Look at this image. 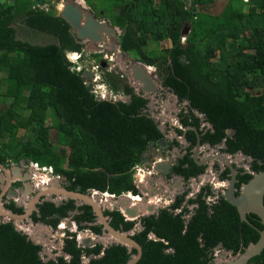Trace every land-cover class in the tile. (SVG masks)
<instances>
[{
  "label": "trees",
  "instance_id": "trees-1",
  "mask_svg": "<svg viewBox=\"0 0 264 264\" xmlns=\"http://www.w3.org/2000/svg\"><path fill=\"white\" fill-rule=\"evenodd\" d=\"M83 1L121 31L122 53L155 67L162 87L173 90L179 103L187 102V110L179 113L182 125L198 129L201 118L208 122V130L200 131L201 143L212 147L224 143L223 152H241L252 158L253 172L264 171V0H227L216 15L203 11L215 0H195L194 6H186L184 0ZM35 4L33 0H0V98L5 105L0 110V163L18 165L29 160L51 167L53 174L70 182L71 191L79 187L82 193L93 189L115 196L137 194L133 168L145 159L151 141L163 139L157 123L145 112L148 100L123 78L110 74L103 76L109 89L129 100H97L82 74L101 64L100 56H93L98 63L76 71L66 54L82 51V42L54 7L45 11L35 9ZM18 18L26 28L55 41L18 40L12 26ZM185 24L190 30L182 42ZM167 40L170 47L145 49ZM228 129L234 130L231 136ZM19 130L25 131L20 138ZM51 130L56 132L55 144ZM187 136L194 145V133ZM193 165L187 155L173 171L187 180L202 171ZM229 176L226 170L221 182ZM251 177L239 169L236 188ZM201 196L189 201L192 210L182 209L180 197L157 215L140 220H126L116 210H106L104 216L116 230L142 227L132 236L142 248L136 264H211L218 247L235 255L258 240L255 228L262 226L255 216L247 215L249 225L240 221L236 209L221 195L210 204ZM6 209L23 212L13 203ZM178 209L179 214L171 212ZM64 219L75 222L78 231L102 234L91 208L73 200L58 205L42 201L31 216L34 223L52 228ZM150 234L158 240L150 239ZM67 236L63 251L70 259L44 263L39 246L12 223H0V264H83L90 256L94 258L87 264H125L133 254L121 245L104 250L100 244L80 247L75 234ZM248 264H264V249Z\"/></svg>",
  "mask_w": 264,
  "mask_h": 264
},
{
  "label": "water",
  "instance_id": "water-1",
  "mask_svg": "<svg viewBox=\"0 0 264 264\" xmlns=\"http://www.w3.org/2000/svg\"><path fill=\"white\" fill-rule=\"evenodd\" d=\"M39 6L43 5L44 0H33ZM84 3L83 0H79ZM185 5L194 6L195 0H184ZM195 10V9H194ZM59 17L68 24L70 29L74 32L77 39L81 42L92 43L93 46L86 47L85 51L91 52L97 50H112L115 55V64L118 70L122 73L124 77H127L130 85H137L138 92L142 95L143 98L148 101L154 97L163 98V96H171L173 98V104L168 108L163 107L161 114H149L148 117L154 120H161V124L158 125V130L162 133L164 139L159 143V147L163 148L167 146V136L165 135V125L170 131V135L176 137V133L172 126L176 124L177 118L175 116L177 109L175 107L178 102L177 95L173 90L164 88L161 85V82L152 74L147 72L146 66L138 62H131L130 65L125 64L124 62H129V57L127 53L117 52L115 47L110 44V38L115 35L116 28L105 22H99L93 14L86 10L77 0H67L61 5L59 11ZM189 26L184 25L180 35L181 37H186L189 33ZM96 45V48H95ZM99 46V48H97ZM182 62H185V59H181ZM101 67L105 68L106 64L101 63ZM83 78L86 80V86L91 89V81L94 79V74L90 72H84L82 74ZM100 82H98L99 84ZM100 93V90L97 91ZM164 93V94H163ZM97 100H102L100 96H96ZM126 100H129V97H126ZM188 106L187 102H184ZM197 116H202L196 112ZM176 121V122H173ZM197 136V146L195 149V159L199 158V135L195 128H191ZM234 133L233 129H228L227 134L231 136ZM182 139V138H181ZM150 145H154V142H151ZM223 147L225 145L223 144ZM153 150V149H152ZM216 150V149H215ZM240 153L241 159L251 162L252 158ZM177 157V156H176ZM29 160H21L18 165L7 167V162L4 161L0 163V223H12L14 229L17 232H20L26 235L27 239L31 241L34 245L41 248L39 256L44 263L49 261H55L57 258L61 257L64 260L68 261L70 256H68L63 251L64 242L60 234L63 233V230L56 229L57 234L54 233V228L51 226L45 225L41 222L34 223L31 220V214L33 211L37 210V205L43 201V198H48V201L54 202L56 205L60 204L62 200H74L77 202V205H87L91 208V211L94 214L95 222L94 224L99 225L102 229L101 235L94 234V240L84 238L81 240V245L83 247L94 246L95 244H100L103 247V250L112 246V245H121L129 250L131 254L130 259L125 264H136L142 256L141 246L132 238V236L142 230V227L139 225L138 230H131L129 232H124L121 230H116L109 224V218L104 216L105 209L107 210H122L123 214L127 218H140L148 215H152L156 212L155 205H152L148 202L146 195L151 196L152 194L143 188L142 184H137L138 193L136 195H141L140 201H134L132 208H128L130 203L129 197L120 196L117 198H112L101 193H94L93 190H88L85 193L80 192V188L71 191L68 190L70 187V182H62L63 180L55 179L52 182H49L48 186H40L34 195L32 194V186L29 183L31 181L30 175L24 171L22 167ZM218 162L221 166L226 167L229 170L230 176L227 181L224 182L222 186L219 187L220 193L228 204L233 206L239 216L241 222L251 225L247 219V215L255 216L257 221L262 226V229H256L258 232V240L255 243H251L248 246L244 247L241 253L232 255V252L225 250H220L218 255L215 256L211 264H248L249 261L261 254L264 249V171L260 172H251L252 177L244 184L240 185L239 189L236 188L238 183L236 179L237 171L235 167L237 164H234L230 156L224 152L211 151L208 156L205 157L204 161L198 162V159L195 164L197 165H207L208 163ZM237 162V161H236ZM259 164H262L261 161H258ZM211 166V165H210ZM235 166V167H234ZM250 166V165H249ZM169 164L167 163H156L155 171L163 175L168 173ZM149 178L145 179V182H148ZM179 181V180H178ZM144 182V183H145ZM220 182V181H219ZM218 180L214 182L217 186L219 183ZM183 184L182 182H180ZM196 183V180L193 182ZM20 185L17 191L11 189V185ZM147 188L153 187L149 183H146ZM10 187L8 191L7 198L15 196L17 193L21 194V197L25 203L16 205L21 207L23 212L22 214H15L10 210H7L1 204V199L7 188ZM179 188L180 186H176ZM154 194L156 197L159 195V191L156 190ZM236 191L238 194L236 195ZM54 197V198H52ZM143 211L147 215L143 214ZM65 222L66 227L71 228L72 223L68 220H62ZM150 239L158 240L153 234L149 235ZM105 238L106 241L103 240ZM102 254H100L101 256ZM93 256L83 259V264H87Z\"/></svg>",
  "mask_w": 264,
  "mask_h": 264
},
{
  "label": "flooded vegetation",
  "instance_id": "flooded-vegetation-1",
  "mask_svg": "<svg viewBox=\"0 0 264 264\" xmlns=\"http://www.w3.org/2000/svg\"><path fill=\"white\" fill-rule=\"evenodd\" d=\"M49 0L45 1V4L43 6H47V8H53L54 5L49 3ZM67 2V1H66ZM36 9H39L42 6H38V4L36 3ZM190 6V5H188ZM56 11V9H55ZM90 11V10H89ZM92 11V10H91ZM90 11V12H91ZM93 14V16L97 19V15L92 11L91 12ZM86 47L88 46V44H90V46H93L92 43H85ZM84 44V47H85ZM96 48V45H95ZM99 48V46L97 47ZM97 52L94 54H90L89 56H96L99 55L100 56V60H102L103 62H105L106 67L103 68L104 70H108L109 67L108 64L109 63H114L115 64V58H112V61H108V59L111 58L112 56V50H104L102 47V51L101 50H96ZM91 62L93 63H98L99 61L95 60L94 58L91 59ZM128 64V62H127ZM102 69V70H103ZM110 70H108L109 72ZM88 72L93 73L92 69L90 68L88 70ZM118 70V74H122L121 72ZM99 76L102 75V72L100 71L98 73ZM127 80V78H126ZM125 80V81H126ZM130 82L128 81V85L131 86L129 84ZM94 84L91 83V91H95L96 89L93 87ZM100 90V88L98 89ZM96 94V93H95ZM101 94V92L99 93ZM97 93V96H100ZM164 94V93H163ZM167 96H163V98H158V97H152L147 104V109L145 112H147V116L149 114H157L160 115L162 112L163 107H161V104L166 100ZM184 103V102H182ZM182 103H179V101L176 103L175 107L177 109L176 112V116L179 120V113H181L182 110L186 111L187 110V105L184 107H181L183 109L178 108L179 105H181ZM156 107L157 109H154L152 107ZM173 104V98H171V105ZM152 107V108H151ZM163 115V114H161ZM200 126L198 129H196L194 126H185L182 125L179 121V124H174L172 126V128L174 129L175 133H176V137H173L172 135H170V131L168 129V127L165 125L166 129H165V135L167 136V146L161 148L159 147V143L164 139L155 143L154 145H150L151 141L148 146H147V153L145 155V159L141 161L140 167L143 166H147L148 163L150 162H154L157 159H160L161 161H159L158 163H167L169 164V168H168V173L166 175H163L159 172H155V173H146V178H149L148 182H145L143 185V188L147 189V191L149 193H151V196L146 195L147 199H151V197L155 196L154 194L156 193L155 189L158 190L160 193L159 195H157V199H161L158 200L157 203L159 204H154L155 205V210L156 212L153 215H157L161 210L163 209H167L169 208V206L171 204H173L175 202V200L177 198H182L183 197V202H182V209L185 207L188 210H192V208L194 207V205H189V201L190 200H194L195 198H197L199 195H202L201 198L205 199V201L210 204V203H214L219 196L221 195L220 193V189L219 186L216 187L214 182L216 180H218V182L220 181H224L222 179L224 173L226 172V170L229 172V170L224 167L221 166V164H219L218 162H209L207 165H197L195 164L197 159L198 162L200 161H204L205 157L208 156V154H210L211 151H217V152H223L222 149H224L225 147H223L222 143L219 146H210L207 143H201V136H200V131H207L209 128V124L207 121L204 120V118L200 119ZM157 123V127L158 125L161 124V120L156 121ZM191 128H195L197 131V134L199 135V158L195 159V149L197 146V136L195 134V132L191 129ZM188 132H193L195 135V139L196 142L194 145H192V141H190L188 139ZM202 135V134H201ZM182 138V139H181ZM153 149V150H152ZM216 149V150H215ZM225 153V152H224ZM227 154V153H226ZM187 155L189 156V158L191 159V161L193 162V167H200L202 168V171L199 175L197 176H191L189 179L185 180L182 176L175 174V172L173 171L174 167L183 159H185L187 157ZM230 156L231 161L234 164H237V166L235 167L238 171L239 174V169H244V171L246 173H251L253 172L251 170V166H252V161H246L244 159H241V155L240 153H235V154H228ZM177 156V157H176ZM237 161V162H236ZM4 162V161H3ZM7 162V161H6ZM8 165V164H7ZM191 164L187 163V166L190 167ZM211 165V166H210ZM250 165V166H249ZM230 174V173H229ZM179 180V181H178ZM194 180H196V183L194 184ZM180 182H182L183 184H181ZM29 183L31 184V181H29ZM146 183H149L151 186L153 187H149L147 188ZM21 184L19 185H11V189L14 191H17V189L20 187ZM180 186L179 188H177L176 186ZM32 186V185H31ZM10 190V188H8L4 195L3 198L1 199L2 203H3V207L6 208L7 205L13 203L14 205L17 204V202L15 200H18V196L16 195V197L13 198H7V194L8 191ZM238 193V191L236 192ZM20 194V193H19ZM163 196H165L166 198L162 199ZM222 196V195H221ZM12 197V196H11ZM54 198V197H52ZM43 201H48V198H43ZM65 201V200H62ZM67 201V200H66ZM74 201V200H73ZM168 202V204H164L163 202ZM42 202V201H41ZM40 202V203H41ZM76 202V201H75ZM39 203V204H40ZM77 204V202H76ZM119 211V210H118ZM35 211H33L34 213ZM171 212L176 215L177 213L174 212V210H171ZM181 212V211H180ZM32 213V214H33ZM31 214V216H32ZM179 214V213H178ZM190 217V214L184 215V219H188ZM135 230H138L136 227H134ZM216 250L220 251L222 249H220V247H218ZM215 250V251H216ZM168 253H172V250H167ZM214 258H215V254H214Z\"/></svg>",
  "mask_w": 264,
  "mask_h": 264
},
{
  "label": "rangeland",
  "instance_id": "rangeland-1",
  "mask_svg": "<svg viewBox=\"0 0 264 264\" xmlns=\"http://www.w3.org/2000/svg\"><path fill=\"white\" fill-rule=\"evenodd\" d=\"M5 1H8V0H4V2ZM50 2V4H53L54 5V8H55V6L56 7H58V5H61V4H63L64 2H66L67 0H49ZM70 1H73V0H70ZM190 1V0H189ZM227 0H215V3L213 4V5H211V6H206L204 9H203V11L204 12H206V13H210V14H213V15H216V14H219L220 12H221V9L223 8V6H224V4H225V2H226ZM77 2H79V3H81V5L83 6V7H85V9L86 10H90L91 11V8L90 7H88L87 5H86V3L84 4L82 1H78L77 0ZM101 2V1H100ZM190 5V4H189ZM58 9L60 10L61 9V6H59L58 7ZM58 12L59 11H56L55 12V14L57 15L58 14ZM92 12V11H91ZM97 20L99 21V22H105V23H107V24H109L110 25V23H109V21L107 20V18H104V17H102L101 16V14L100 15H97ZM13 26V28L15 29V31H16V38L18 39V40H21V41H28V42H30V43H34V44H47V43H51V42H54L55 41V39L54 38H52V37H50V36H47V35H45V34H43V33H39V32H36V31H33V30H30V29H28V28H26V26L24 25V23H23V21H22V19H17L16 21H15V23L12 25ZM71 33H72V35L74 36L75 34H74V32L71 30ZM121 35V31L119 30V29H116V32H115V35H113V37L112 38H110V44L111 45H115V47H119V45H118V43H119V36ZM83 44H85V42H83ZM162 47H170V42L167 40V41H165V42H161V43H157V44H150L149 46H147L145 49L146 50H151V49H158V50H160ZM109 51V50H108ZM97 51H96V49H95V51H91V52H86L85 54H84V57L85 58H87L86 60H85V63L86 64H90L91 63V59H93L94 57V55H92V56H89L90 54H94V53H96ZM128 57L131 59V61L133 62L134 60H133V57L132 56H129L128 55ZM125 64H127V62H124ZM88 67V66H87ZM101 67V66H100ZM107 67H109V69L108 70H110L109 72H107L106 70H101V72H102V75H101V78L103 79V76L104 75H107V74H110V75H112V76H119L120 78H121V76H120V74H118V68L116 67V64H112V63H109L108 64V66ZM153 69V71L152 72H154V74H155V77L157 78V80H159L158 79V77H157V74H156V69H155V67H152ZM120 73V72H119ZM123 80L125 81L126 80V77L125 78H123ZM125 82H128V79L125 81ZM131 88H133V90H134V92H138V88H137V85L136 84H132L131 85ZM171 96H167V100H168V102L169 103H171ZM121 100H124V98L123 97H121ZM3 101H4V99H2V98H0V110H3L4 109V107H5V105L4 104H2L3 103ZM6 101V100H5ZM8 102V101H7ZM184 107V106H186L185 105V103H182L181 105H179L178 106V108H180V109H183V108H181V107ZM48 124H49V122H48ZM24 133H25V131L24 130H19L18 131V137L20 138L21 136H23L24 135ZM50 140H51V142L53 143V144H55V141H56V132L54 131V130H51L50 131ZM149 164V163H148ZM147 164V165H148ZM12 165H15V164H12V163H8V167H11ZM144 182H145V180H143V182H142V184H144ZM35 193V191H32V194L31 195H33ZM164 198H166L165 196H163V198L162 199H164ZM151 200H152V204H159V203H157V201L158 200H161V199H157V197L156 196H153V197H151ZM163 202V201H162ZM165 205L166 204H168V202H163ZM143 214H145V215H147V213L145 212V211H143ZM54 233L55 234H57V231L54 229ZM104 241H106L105 239H103ZM218 253H219V251L218 250H216L215 251V256L216 255H218Z\"/></svg>",
  "mask_w": 264,
  "mask_h": 264
},
{
  "label": "built area",
  "instance_id": "built-area-1",
  "mask_svg": "<svg viewBox=\"0 0 264 264\" xmlns=\"http://www.w3.org/2000/svg\"><path fill=\"white\" fill-rule=\"evenodd\" d=\"M244 1L246 2L247 0H244ZM40 8H43L45 11L47 10V6L46 5L43 6V7H40ZM184 39L185 38L182 37V42H184ZM81 55H82L81 52L68 53L67 54V59L70 62H72V63H77L79 61V59L81 58ZM81 69H82V67L79 66V65H77L75 67V70L76 71H80ZM91 69H92L93 74H94V79L92 80V83L94 84L93 87L96 89L93 92L96 93V95H97V91L100 88V86L98 84L99 66L94 65ZM99 95H100L101 98H103L102 94H99ZM159 161H161V160L160 159H157L156 161L153 162V165H155ZM25 168L31 173V176H32V179H33V185H34L35 189H37L39 187V182L40 183H43L44 182L43 177H41L42 175H40V174L39 175H36V173H40L41 171L45 172L44 174H47L49 172V174L52 176V178L60 180V176H55L53 174L52 168H50V167L44 168V167H39L36 163H29V165L28 166H25ZM145 174L146 173L140 172V170H138V169H136L134 171V173H133L132 176H133L134 184H135L136 187H137L138 181H140V180H137V176L143 177ZM47 180L48 179H46L45 181H47ZM137 199L140 200V198L138 196H137ZM180 211H181L180 209L174 210V212L177 213V214L180 213ZM64 220L70 221L69 219H64ZM71 223H72L71 228H68V227H66L65 222L64 221H61L59 223V225L55 228V230L56 229L63 230V233L60 234V236L62 238V241H65L67 239V237H69V236H67V233H71L72 234V233L75 232V230H76L77 227L75 226V223L74 222H71ZM84 238L94 240L93 239L94 238V234L90 230H88V229L81 231L79 234L77 233L76 234V237H75V241L77 242L78 246L83 247L81 245V240L84 239ZM90 247H92V246H90Z\"/></svg>",
  "mask_w": 264,
  "mask_h": 264
},
{
  "label": "bare ground",
  "instance_id": "bare-ground-1",
  "mask_svg": "<svg viewBox=\"0 0 264 264\" xmlns=\"http://www.w3.org/2000/svg\"><path fill=\"white\" fill-rule=\"evenodd\" d=\"M79 1V0H78ZM79 3V2H78ZM79 4H81V3H79ZM115 50L119 53V52H121V50L119 49V47H115ZM112 52V51H111ZM124 54V53H123ZM128 56V55H127ZM112 58H115V55L113 54V52H112V56H111V58L110 59H108V61L110 62V61H112ZM130 59V58H129ZM131 59L129 60V62H128V64L127 65H130L131 64ZM105 63V62H104ZM138 63H140V62H138ZM142 65H144V66H146V69H147V72H149V73H152L154 76H155V74H154V72H152L153 70V68L151 67V66H147V65H145V64H143V63H141ZM107 72H108V70H107ZM120 76H121V78H125L122 74H120ZM98 82H100L99 83V86H100V92H101V94H102V96H103V98H102V100H112V101H117V100H121V97H123L124 98V100H126V97H124V96H121V95H118V94H113V92L109 89V87H108V85L107 84H105L104 83V79H102L101 78V76H99L98 75ZM127 78V77H126ZM128 79V78H127ZM129 81V80H128ZM160 81V80H159ZM128 83V82H127ZM130 84V83H129ZM131 87V86H130ZM153 97V96H152ZM123 100V101H124ZM165 115V114H164ZM164 115H162V116H164ZM175 116H176V114H175ZM176 118H177V116H176ZM159 120V119H158ZM158 120H155V122L156 121H158ZM173 122H176V121H174L173 120ZM176 124H179V120H178V118H177V122H176ZM209 127H210V125H209ZM158 128V127H157ZM134 171L136 170V169H138V170H140V172H143V173H155L156 171H155V165H153V162H150L147 166H143V167H140V164L139 165H137V166H135L134 168ZM235 170L237 171V169L235 168ZM237 174H238V171H237ZM43 178H45V177H43ZM236 179H237V175H236ZM224 184V182H219V183H217V186L216 187H220V186H222ZM10 188V187H9ZM8 189V188H7ZM239 189V188H238ZM237 192V191H236ZM17 196H18V194H16ZM16 195L15 196H12V197H10V198H13V197H16ZM9 198V199H10ZM129 200H130V203H129V205H128V208H132V206L134 205V201L135 200H138L136 197H134L133 199L132 198H128ZM16 202H18V200H15ZM1 204H2V206H3V203H2V201H1ZM118 211V210H117ZM119 212H121L122 214H123V211L122 210H119ZM124 215V214H123ZM124 217H125V219L126 220H129V221H133V220H137L138 218H127L125 215H124ZM103 239H105V238H103Z\"/></svg>",
  "mask_w": 264,
  "mask_h": 264
},
{
  "label": "clouds",
  "instance_id": "clouds-1",
  "mask_svg": "<svg viewBox=\"0 0 264 264\" xmlns=\"http://www.w3.org/2000/svg\"><path fill=\"white\" fill-rule=\"evenodd\" d=\"M45 1L46 0H44V3H43V5L45 4ZM84 4H85V2H84ZM43 5H41L42 7H43ZM62 5V4H61ZM61 5H58V7L59 6H61ZM39 6V5H38ZM58 7H56L55 6V8L54 9H56V11H60L59 9H58ZM35 9H36V4H35V7H34ZM85 8V7H84ZM39 9H42V10H44L43 8H39ZM47 10H48V8H47ZM55 11V12H56ZM58 16H59V12H58V14H57ZM117 29V28H116ZM82 44H83V42H82ZM83 46H84V44H83ZM85 48V47H84ZM81 53H82V55H81V58L79 59V61L77 62V63H72V62H70L68 59V61L70 62V63H72V64H74V68L77 66V65H79V66H81V67H85V65H86V63H85V59H84V54L86 53V51H85V49H83L82 51H80ZM68 53H72V52H68ZM67 53V54H68ZM67 54H66V58H67ZM102 61V60H101ZM93 62H91V64H92ZM102 63H104L103 61H102ZM97 66H99V68H101V69H103L102 67H100L101 66V64H97ZM85 72H88V70H85ZM92 82V81H91ZM136 93V92H135ZM136 94H138V93H136ZM29 163H32V162H27L25 165H23L22 167L24 168V171L25 172H27L29 175H30V177H31V185H32V191H35V193H36V191L40 188V186L42 187V186H48V184H49V182H52L53 180H55L54 178H52V176L49 174V172L47 173V174H44L45 172H43V171H41L40 173H36V175H42L41 177H45V178H43V180H44V182L43 183H40L39 182V187L37 188V189H35V187H34V185H33V179H32V176H31V173L25 168V166H28L29 165ZM7 164H8V161H7ZM16 165V164H15ZM12 166H14V165H12ZM7 167H8V165H7ZM9 168V167H8ZM44 168H48V167H44ZM51 168V167H50ZM53 171V170H52ZM133 173H134V171H133ZM55 175V174H54ZM55 176H58V175H55ZM137 176V175H136ZM133 177V176H132ZM46 179H48L47 181H45ZM63 178H61L60 177V181L62 180ZM146 179V175H144L143 177H139V176H137V180H140V181H138V183L137 184H142V182H143V180H145ZM134 181V180H133ZM63 182V180L61 181V183ZM143 185V184H142ZM137 189H138V187H136ZM7 190V189H6ZM90 190V189H89ZM91 190H93V189H91ZM139 190V189H138ZM88 191V190H87ZM86 191V192H87ZM93 192H95V193H98L99 191H95V190H93ZM34 193V194H35ZM99 193H101V192H99ZM18 194V202H17V204L16 205H18L20 202H19V198H20V194L19 193H17ZM33 194V195H34ZM102 195H106V196H109V197H112V198H117V197H120V196H127V197H129V198H134V197H136L137 198V196L140 198V200H141V195H134V194H132V193H125V194H121V195H119V196H115V195H111V194H108V193H101ZM3 198V197H2ZM21 199V198H20ZM140 200H135V201H140ZM148 202L150 203V204H152V200L151 199H148ZM152 205H154V204H152ZM8 210V209H7ZM107 209H105V211H106ZM113 210V209H112ZM117 211V210H116ZM121 213V212H120ZM121 215L123 216V214L121 213ZM153 215V214H152ZM124 217V216H123ZM71 221V220H70ZM72 222V221H71ZM75 223V222H74ZM59 225V224H58ZM57 225V226H58ZM75 226H76V224H75ZM77 227V226H76ZM55 229V228H54ZM83 231V230H82ZM81 231H78V229L76 228V230H75V232L73 233V234H75V237H76V234L78 233H80ZM217 256V255H216Z\"/></svg>",
  "mask_w": 264,
  "mask_h": 264
},
{
  "label": "crops",
  "instance_id": "crops-1",
  "mask_svg": "<svg viewBox=\"0 0 264 264\" xmlns=\"http://www.w3.org/2000/svg\"><path fill=\"white\" fill-rule=\"evenodd\" d=\"M114 47H115V45H113ZM110 73V72H109ZM104 83H105V81H104ZM105 84H107V83H105ZM109 87V86H108ZM114 94V93H113ZM169 106H171V103H169L168 102V100H167V97H166V100L161 104V107H166V108H168ZM152 107H153V104H152ZM151 107V108H152ZM154 109H157L156 107H153ZM163 115H164V113H163ZM21 198V199H20ZM20 198H19V204H21V203H25V201L23 200V198L21 197V194H20Z\"/></svg>",
  "mask_w": 264,
  "mask_h": 264
}]
</instances>
